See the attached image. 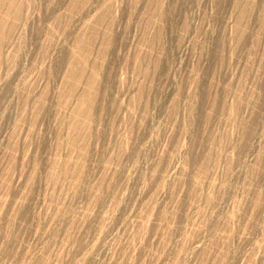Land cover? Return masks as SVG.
Here are the masks:
<instances>
[{"label":"rangeland","instance_id":"obj_1","mask_svg":"<svg viewBox=\"0 0 264 264\" xmlns=\"http://www.w3.org/2000/svg\"><path fill=\"white\" fill-rule=\"evenodd\" d=\"M77 1L78 5L75 3ZM81 1L86 2L85 5L89 3L85 7L83 6L84 3ZM92 1L53 0L52 2V0H19V5H23H17V8L15 7V9H17L16 12H18V14H16L19 16L16 17L19 19H15L17 21H11L12 19H10V22L13 23L12 25L15 26L13 27L9 22L5 26L7 29L5 27L2 29L5 41L3 42L2 40L1 47H4H2V49L0 48V50H2L1 60L4 66V68L0 69V264H226L227 262L230 264H264V174L262 175V173H264V165H262L259 160L264 153V69L262 68L264 67V64H262L264 59V34L261 33V31L259 32L257 26V22L262 18L260 14L264 15V12L260 11L263 10L262 6L264 4L259 3L258 6L253 9L256 12L252 10L255 16L252 15L251 12L253 18L251 17V20L247 23V26L249 25V31H251L250 34L255 35L256 39L253 38L252 41L248 40L245 46L238 47L234 42L236 39L234 33L237 32L238 29V9L231 2L223 5L221 3L222 0H160V6L157 5L160 2L159 0H143V2L142 0H108L107 2H109V4L106 3V0ZM241 1H243L244 4H248L251 0ZM28 2L29 4L31 2V4L29 5ZM72 2L78 8L74 5L72 6ZM60 3L61 5L59 6ZM215 3L220 7L216 6ZM260 4H262L261 8ZM5 5L2 4V6H0L4 11V8H6ZM231 6L235 8V11L232 10L234 8ZM19 7H21V10H19ZM159 7L161 8L159 9ZM7 8L6 10H8ZM69 8H71V11ZM259 8V11L255 10ZM1 9L0 11L4 13ZM158 9L160 12H157ZM170 10L176 11V14L172 13ZM177 10H180V14ZM19 11H21L22 14H20ZM108 11L109 13L107 14L106 12ZM103 12L104 15L107 14L108 17L107 19L104 17L107 21L104 23L103 20L104 24L102 22L100 23L102 24L100 29L104 27L103 25H106V31L102 30L103 33L106 32L107 35L114 30V32L112 31L111 33L115 36V43H113L115 46H108V51L107 45L103 44L106 47L104 51H107L104 52L103 49H105V47L100 43L101 41L98 40L103 47L97 43V38L100 39L102 37V33H100L102 30L99 29L101 25L99 24L97 30L100 31H98L97 37L95 36L96 41L93 39V41H95L93 45H95V48H99L92 49L94 47L92 45L93 47H91V49L93 52L90 50L91 53H89L90 55L92 53L95 55L98 51V54H96L97 56L95 55L96 58L105 59L101 60L103 61L101 62L92 55L91 57L94 59L90 57L89 63H91L90 65L93 68L95 67V73L98 75L99 80L101 79L100 82H103L107 88L105 90L107 95H104V100H107L106 103L104 101L101 105L100 109L102 112L99 110L96 112L98 115H93L92 120L95 121L93 122L91 120V125L88 129L85 128L81 129V131H76L68 127V129L70 128L69 131L66 129L67 127L63 128V124L66 126L65 123L67 122V126H70L73 117V112L71 111H74L77 107L72 104H76L75 101L83 96L80 95V97L77 95L79 91L82 90V94H85L87 93V88L86 85L81 84V86L77 85L76 88H73L71 90L72 92L70 91V88L75 86L68 84L70 81L67 82L68 80L65 77V73H67L66 70H68V63L66 62L69 61L66 58L67 56L70 57L74 49L73 42L75 43V41H73L72 38L74 37V40H77L78 35H80V39L81 34L84 33V31L88 32L90 29L89 27L87 31V28H84L88 27L86 23L90 22L89 25L93 24L94 26V23L97 21L96 18L103 15ZM156 13H162L164 19L156 17L158 15ZM256 13H258L261 18H258L259 16ZM20 17L22 19H20ZM70 17L73 19L71 18L72 20H70ZM109 17H113V19ZM92 18H94V20L96 19V21L92 20ZM234 21L237 22L234 23ZM109 22L112 23L110 24L111 27H107ZM159 23L161 24L159 25ZM9 26L11 27L10 30H8ZM109 28L111 31H108V33L107 30H109ZM254 31H257V34L261 33V36L260 34L256 35ZM5 32H8L9 36L6 35L7 33ZM236 34L237 33H235V35ZM160 35H162V37ZM98 36L101 37L99 38ZM157 36L160 42L156 38ZM47 37L51 38L49 39ZM100 40L104 42L106 39L103 40L102 37ZM256 40H258L260 44H255L254 42ZM220 42L222 43V47H224L223 45L225 44L227 50L225 47L222 48L225 54H223V50L221 54L220 51H218L219 53L216 52L218 56L215 54L217 60L215 63V60H212L213 62L210 60L213 59L211 57V52L214 48V54L218 45L217 43ZM252 44H255L254 47ZM148 45L152 46V50ZM229 46L233 49L236 47V50L234 49L235 51L232 52ZM250 46H252V49ZM208 48L210 49L208 50ZM238 48L240 49L238 50ZM99 49L102 50L103 54L99 52ZM228 50L233 54L229 56L230 53L228 54ZM246 51H248V53H246ZM104 53H106V55ZM99 54L103 56H99ZM220 55H225V58ZM13 57L15 58L13 59ZM217 57H219V59L222 57L224 60L230 58L227 59L229 61L226 60V63L221 58V63ZM92 60H96L97 63H93ZM146 61L152 65L158 62L159 65L156 64V68L150 65V67H153L156 71L152 70V73L149 72L145 74V68H150ZM218 62L221 64L218 65ZM98 63L101 67L97 65ZM136 63L141 64L140 66L136 65L140 67V70L135 66ZM143 64L147 67L144 68L143 66V68H141ZM95 65L101 69L98 70ZM15 68L16 70H14ZM143 69L145 70L143 71ZM6 74H9V77ZM246 74L248 76H246ZM64 84L71 85V87L67 85L68 87L66 88ZM240 85L242 91L239 90L242 94L238 90ZM77 88L80 90L74 92L73 90ZM208 89L210 90L209 92ZM219 89L225 90H223L221 94V90ZM65 91H70L71 94H67ZM58 92L59 94H57ZM61 92L64 95L66 94L65 97H63L64 95L58 97L59 95L61 96ZM255 92L257 94H255ZM73 93L76 96H74ZM238 93H240V95ZM216 95H220V98ZM258 95L260 97L259 100ZM214 96L215 98H212ZM40 97H44L45 100ZM67 97L70 99H67ZM60 98H64L62 99L63 101L67 99L66 104H63L65 101H61ZM218 98L222 99V101ZM55 99L57 101H55ZM110 99L113 100L108 101ZM38 100L40 101L38 102ZM42 100H44V102H42ZM137 100L139 101L137 102ZM213 100H218L220 102L219 107L221 108H218V112H213V110H211ZM236 100L241 107L237 105L238 102H236ZM114 101H117V104H115L116 102L114 103ZM142 101L143 103L145 102V104H143ZM240 101L243 103H245V101L248 102L247 106L245 103L242 109V102L240 104ZM235 102L237 107L234 104ZM254 102L257 106L253 105ZM108 103H110L112 107L116 105L119 108L116 107V109L113 108V111H110L112 109L109 108L108 110V107H110ZM60 104H62V108L64 105L65 108L66 106L68 107L66 108L67 112L64 110L62 111ZM105 104L109 106L106 107ZM195 104L198 106L196 107ZM204 105H209V107L207 106V108ZM202 106H204L205 109L204 107L202 108ZM233 106L235 107L233 108ZM57 107H60L59 109H61V111ZM194 108L199 109V112L201 110L202 116L204 117L203 119H208L204 120L202 123L198 122V115H201V113H197L198 115L196 113L193 114L194 112L192 109ZM33 109L35 110L33 111ZM226 109L229 110V112ZM190 110L193 113L190 112ZM232 111L235 113L239 112V115L238 113H233L236 116L232 118H236V120L231 119ZM217 113L221 116L220 118H222V121H219L220 123L218 120L221 119L218 115L217 119L215 118ZM222 113L223 115H221ZM34 115H38L40 118L38 116L34 117ZM62 115H66L64 117L65 119L62 118ZM204 115H206V117ZM211 115L214 118H212ZM227 115L228 117L231 115L229 119ZM61 119L62 122L60 121ZM232 121L234 122L233 125ZM235 121H238V125H236ZM59 123L62 124V127ZM240 126L243 127L240 128ZM245 129L251 130V138L248 136L250 140L246 139L247 141L249 140V142H246V140L244 142V139L247 138L244 136ZM55 131L57 133H55ZM62 131L66 133L63 134ZM91 131L94 132L92 133ZM81 134H83L84 138L88 135L85 140H87V142L89 141L88 144H91L90 146H88L84 139H81L83 137ZM197 134L201 135L198 136ZM55 136L57 137L55 138ZM63 136L69 137L70 139L73 138V143L69 142L74 148L70 146L68 139H60ZM196 136H198V138ZM242 136L244 137L241 138ZM207 139L211 142L208 143V145H206L207 142H203L204 140L208 141ZM57 141H60L62 145ZM82 141L85 143L83 144ZM200 141L201 143H199ZM56 143H58L59 146H57ZM227 143L233 145V147L231 145L229 146ZM241 143H243V147L240 145ZM85 144H87L89 150L88 154H90L86 158V165L84 164L85 159L83 160V154H81V159L83 161L81 159L79 160L80 156L79 154L77 156V152L75 153L74 150L76 148V151L79 150V153H83V149L86 148ZM209 144L213 145H210L212 148H210ZM246 144L250 149L246 147ZM63 145L65 147H63ZM77 145L79 149H77ZM235 145L236 147H234ZM237 145L241 146H239V150ZM69 146L72 150H69ZM206 146L209 147L210 153L206 152L208 151L205 150L207 149ZM189 148L193 149L191 150L192 152H189ZM240 148L245 150L246 154H243L244 151ZM90 149L92 150V154ZM203 149L205 152H203ZM220 149H222V151H220ZM247 149L249 151H247ZM186 151H188L187 154ZM195 151L198 152L194 154ZM240 151H243V153L241 152L243 156L240 155L241 153H237ZM191 153H193V158H196H192L196 160L194 161L195 163H191ZM211 153H213L212 155L215 158L212 157ZM258 155H260V157H258ZM66 156H72L73 159L75 158L76 160L78 157L79 161H77L80 163L77 161L75 163L72 161V157H68L71 159L70 160L66 158ZM186 157L189 158L185 159ZM64 159L69 160L67 161L68 164H66L67 162L65 163ZM213 159H219L220 161L215 162L217 160L214 161ZM33 160L36 162H33ZM187 160H189V163ZM70 161L72 162L70 163ZM208 161L210 163H208ZM32 162L34 165L36 163L37 166L40 164L38 166L40 171L37 166L33 167L34 165H31ZM257 163H260L262 166ZM72 164H78L76 165L77 167H83H78L80 168L78 170L76 166L71 167ZM64 167L69 173L67 170L62 172L63 170L61 169ZM85 167L87 169L89 168L88 170L90 172ZM32 168L33 170H30ZM49 168H51V173H49ZM53 168H61V171L57 169L61 173L55 169L57 172L54 171L55 173L53 175ZM68 168L72 170L70 171ZM81 169L84 172H81L83 176L80 180L78 179V174L77 177L74 175L77 172L79 173ZM184 169L187 170L185 171ZM258 169L261 171L259 172ZM36 171L38 175H36ZM72 171L74 175H71L72 177L68 176ZM66 172L68 174H66ZM73 172L71 174H73ZM87 173L89 174L87 175ZM61 174H65L67 177L65 175L61 176ZM31 175L33 177L32 179ZM35 175L36 177H40L36 178ZM85 175H87L88 178H85ZM200 175H202L203 178ZM56 176L58 179L55 178ZM194 176H197V178ZM47 177L49 179L51 178V180ZM73 177L74 179L75 177L78 179H75L76 181H80L78 184L79 187L82 185L80 188L83 189L85 187L86 190H81L76 186L78 182L75 183L74 179V182H72L71 180ZM53 178H55V182L58 181V183L55 184ZM161 179H163V181H161ZM190 181L193 183L191 182L190 184ZM71 188L74 189L71 190ZM97 188L99 190L101 188L100 193L97 192ZM93 189L96 192H94ZM75 190L82 193H80L81 196H79L78 193L80 198L77 196ZM84 191L87 192L85 193ZM97 194H100V197L97 199L99 200V198H102L100 199L101 202L100 200H95L98 196ZM187 195L189 197H187ZM75 196L76 198H74ZM50 198H53L52 201ZM211 199L212 201H210ZM241 199L242 201H240ZM96 201L97 203H95ZM257 203L259 204L257 205ZM51 204H53V206ZM18 207L20 209H18ZM57 207H62L65 211L62 208V210H58ZM62 211H64L65 214H60ZM2 216L5 219H3ZM161 216H163V218ZM238 220L240 222H238ZM204 221H206V223ZM222 226L225 227L223 228ZM233 228H235V230ZM54 229L58 231L57 233L55 232L56 235L58 234V237L54 235ZM232 256L233 259H231Z\"/></svg>","mask_w":264,"mask_h":264},{"label":"bare ground","instance_id":"obj_2","mask_svg":"<svg viewBox=\"0 0 264 264\" xmlns=\"http://www.w3.org/2000/svg\"><path fill=\"white\" fill-rule=\"evenodd\" d=\"M18 1H19V0H18ZM18 1H17V0H0V6H2V4H3V5L6 4L5 7H6V8L8 7V8H7L8 10H6V8H4L5 11H4L3 9H1L2 7L0 8L1 10L4 11V13H2V12L0 11V12H1V13H0V48H1V49H2V47H4V46L1 47L2 40H3V42L5 41V40H4L5 38H4V35H3V32H2V29L6 26L7 23L10 22V19H12L11 21H14L15 19H19V18H17V17H19V16L17 15L18 12H16L17 9H15V7H16L17 5H19ZM23 1H24V0H23ZM32 1H33V0H32ZM67 1H68V0H67ZM84 1H87V0H84ZM89 1H90V0H89ZM91 1H92V0H91ZM93 1H94V0H93ZM93 1H92V2H93ZM100 1H101V0H100ZM107 1H108V0H106V3L109 4V2H107ZM112 1H113V0H112ZM136 1H137V0H136ZM140 1H141V0H140ZM140 1H139V2H140ZM159 1H160V0H159ZM159 1H158V2H159ZM247 1H248V0H247ZM247 1H245V2H247ZM249 1H250V0H249ZM21 2H22V1H21ZM34 2H35V1H34ZM45 2H46V1H45ZM52 2H53V0H52ZM81 2H83V1H81ZM110 2H111V1H110ZM142 2H143V0H142ZM152 2H153V1H152ZM155 2H156V1H155ZM164 2H165V1H164ZM178 2H179V1H178ZM178 2H177V3H178ZM183 2H184V1H183ZM215 2H217V1H215ZM228 2H231V3H232V4L238 9V14H237V15H238V19H237L238 22H237V21H234V23H235V22L238 23V24H237V25H238V27H237L238 29H237V32H235V33H237V34L235 35V33H234V36H236V37H235L236 39H235L234 42L236 43V46H238V47H241V46H243V45L245 46V44H247L246 42H248V40H251V41H252L253 38L256 39V36H255V35L250 34L251 31H249L250 29L248 28L249 25L247 26V23H249V21L251 20L252 15H254V14H253V11H254L253 9H254L256 6H258L259 3H263V4H264V0H251L248 4H244L243 1H241V0H222L221 3L224 5L225 3H228ZM55 3H56V1H55ZM72 3H73V2H72ZM75 3H77L76 5H78V1L75 2ZM83 3H84L83 6L86 7V6L88 5L89 2H88L86 5H85L86 2H83ZM83 3H82V4H83ZM106 3H105V4H106ZM174 3H175V1H174ZM7 4H8V5H7ZM24 4H25V3H24ZM28 4H29V2H28ZM28 4H27V5H28ZM30 4H31V2H30ZM30 4H29V5H30ZM80 4H81V3H80ZM156 4H157V3H156ZM160 4H161V1H160L157 5H160ZM182 4H183V3H182ZM215 4H216V3H215ZM219 4H220V3H219ZM21 5H22V4H20L19 6H21ZM29 5H28V7H29ZM35 5H36V3H35ZM60 5H61V3L59 4V6H60ZM73 5H74V3L72 4V6H73ZM99 5H100V4H99ZM102 5H103V4H102ZM173 5H174V4H173ZM179 5H180V3H179ZM186 5H187V4H186ZM223 5H222V6H223ZM229 5H230V4H229ZM261 5H262V4H260V8H261ZM22 6H23V5H22ZM31 6H32V5H31ZM49 6H50V5H49ZM49 6H48V7H49ZM55 6H56V5H55ZM74 6H75V5H74ZM104 6H105V5H104ZM160 6H161V5H160ZM183 6H184V5H183ZM187 6H188V5H187ZM187 6H186V7H187ZM216 6L220 7V6L217 5V4H216ZM222 6H221V7H222ZM32 7H33V6H32ZM32 7H30V8H32ZM51 7H52V6H51ZM75 7L78 8L77 6H75ZM106 7H107V6H106ZM108 7H109V5H108ZM108 7H107V8H108ZM142 7H143V6H142ZM146 7H147V6H146ZM163 7H164V6H163ZM165 7H166V6H165ZM176 7H177V6H176ZM231 7H232V6H231ZM262 7H263V10H260V8H259V9H255V10H257V11L260 10L261 12H262V11L264 12V5H263ZM16 8H17V7H16ZM20 8H21V7H19V10H21ZM25 8H26V6H25ZM46 8H47V7H46ZM71 8H72V7H71ZM71 8H69L70 11H71ZM73 8H74V7H73ZM81 8H82V7H81ZM83 8H84V7H83ZM87 8H88V7H87ZM93 8H94V7H93ZM160 8H161V7H159V9H160ZM225 8H227V7H225ZM232 8H234V7H232ZM74 9H75V8H74ZM74 9H73V10H74ZM111 9H112V8H111ZM159 9L157 10V12H160ZM173 9H174V8H173ZM177 9H179V8H177ZM197 9H198V8H197ZM31 10H32V9H31ZM49 10H50V9H49ZM73 10H72V11H73ZM95 10H96V9H95ZM97 10H98V7H97ZM106 10H107V9H106ZM164 10H165V9H164ZM174 10H175V9H174ZM232 10L235 11V8L232 9ZM252 10H253V11H252ZM43 11H45V10H43ZM50 11H51V10H50ZM102 11H103V10H102ZM153 11H154V10H153ZM170 11H172V10H170ZM177 11H178V13H179L180 10H177ZM229 11H230V10H229ZM234 11H233V12H234ZM19 12H20V14H22L21 11H19ZM25 12H27V11H25ZM39 12H40V11H39ZM46 12H47V11H46ZM85 12H86V11H85ZM124 12H125V11H124ZM167 12H168V11H167ZM251 12H252V15H251ZM254 12H256V11H254ZM16 13H17V14H16ZM106 13L108 14L109 11L106 12ZM133 13H134V12H133ZM152 13H153V12H152ZM170 13H171V12H170ZM172 13H175V14H176V11H172ZM178 13H177V14H178ZM258 13H260V12H258ZM258 13H256V14L259 16L258 18H261V17H262V18H261L260 20H259L258 18H255V17H254V18L259 20V22H257V23H258L257 26H258L259 32L261 31V33L264 34V30H263V29H264V28H263V27H264V15H263V14H260V15H262V16L260 17V15H259ZM25 14H26V13H25ZM45 14H46V13H45ZM89 14H90V13H89ZM96 14H97V12H96ZM102 14H103V15H101V16L99 15V16H100L99 18H96L95 15H94V17L97 19V21H96V19L94 20V18H92V20L96 21V23L93 22V23L95 24L94 26H93V24H92V25H89L90 22H89V23H86V22H85V23L87 24L88 27H84V28H87L86 30L88 31V29H89V27H90L89 31H88V32L84 31V33L86 32L87 34H86V33H85V34L82 33L80 39H79L80 35H78V37L76 36V37L78 38L77 40H74V37H73L72 39H73V41H75V43L73 42V44H74V49L69 47L70 49H73V51H72L70 57L67 56V58H66L67 60H69L68 62H66V63H68V70H66L67 73H65L66 71H65L64 73H65V77H66V79L68 80L67 82L70 81L68 84H71L72 86H75V87L70 88V91H71L73 88H76L77 85H80V86H81V84L86 85V88H87V93H85V94H82L83 91H82V90H81L82 92L79 91L80 89L78 90V88L75 89V90H73L74 92H75L76 90H78L79 93L77 92L78 94H77V93H76V94L79 95V96H80V95H81V96L83 95V96H82V97L80 96L81 98L77 96V97L80 98V99H78L77 97H75V98L78 99V100L75 99V100H77V101H75V102H76V104H78V105H76L75 103L72 104V105H75V106H77V107H76V109H75L74 111H71V112H73V114L71 113V114L73 115V117H72V121H71L70 126H67L68 123H67L66 121H64V122H66L67 124L65 123L66 126H64V124H63V128L67 127L66 129L69 130V131H70V128H72L73 130H76V131H77V130H78V131H79V130L81 131V129H85V128L88 129V127L91 125L90 122H91V120H92L93 115H95V114L98 115V113H96V112L99 111V110H101L100 108H101L102 103H103L104 101H105V103H106V100H107V99L104 100V95L106 94V93H105V90H106L107 88H106V86L103 84V82H100L101 79L99 80L98 75L95 73V69H94L95 67L93 68V67L90 65L91 63H89L90 57H91L92 55H94L93 53L90 55V53H91L90 50L92 51V49L95 48V45H93V44H95V43H93V42L96 41L95 36L97 37V35H98V31H100V30H102V29L106 31V29H107V28L105 29L106 25H103L104 27H103L102 29H100V28L102 27V24H100V23H101V22L103 23V20H104V23H105V21H107L106 19H107V17H108L107 14H105L106 16L104 15V12H103ZM131 14H132V13H131ZM131 14H130V15H131ZM156 14H158V13H156ZM156 14H155V15H156ZM168 14H169V12H168ZM179 14H180V13H179ZM38 15H39V14H38ZM43 15H44V14H43ZM74 15H75V14H74ZM77 15H78V14H77ZM124 15H125V14H124ZM126 15H127V14H126ZM130 15H129V17H130ZM133 15H134V14H133ZM170 15H172V14H170ZM208 15H209V14H208ZM16 16H17V17H16ZM71 16H72V15H71ZM109 16H110V15H109ZM112 16H113V15H112ZM122 16H123V15H122ZM127 16H128V15H127ZM153 16H154V15H153ZM174 16H175V15H174ZM176 16H177V15H176ZM254 16H255V15H254ZM21 17H22V16H21ZM21 17H20V19H22ZM38 17H39V16H38ZM42 17H43V16H42ZM47 17H48V16H47ZM87 17H88V16H87ZM104 17H105L106 19H104ZM114 17H115V16H114ZM125 17H126V16H125ZM156 17H158V18H159V17L163 18L164 16H163L162 13H160V14H158ZM27 18H28V17H27ZM63 18H64V17H63ZM71 18H72V17H70V20L73 19V18H72V19H71ZM109 18L113 19V17H109ZM158 18H156V19H158ZM165 18H166V17H165ZM168 18H169V17H168ZM180 18H181V17H180ZM234 18H235V17H234ZM236 18H237V16H236ZM252 18H253V17H252ZM45 19H46V18H45ZM45 19H44V20H45ZM74 19H76V18H74ZM150 19H151V18H150ZM159 19H160V18H159ZM163 19H164V18H163ZM181 19H182V18H181ZM218 19H219V18H218ZM42 20H43V19H42ZM70 20H69V21H70ZM79 20H80V19H79ZM109 20H110V19H109ZM124 20H125V19H124ZM166 20H167V19H166ZM170 20H171V18H170ZM173 20H174V18H173ZM176 20H177V19H176ZM15 21H17V20H15ZM54 21H55V20H54ZM64 21H65V20H64ZM67 21H68V20H67ZM73 21H74V20H73ZM77 21H78V20H77ZM111 21H112V20H111ZM128 21H129V20H128ZM146 21H147V20H146ZM156 21H157V20H156ZM160 21H161V20H160ZM162 21H163V20H162ZM179 21H180V19H179ZM183 21H184V20H183ZM183 21H182V22H183ZM226 21H227V20H226ZM256 21H257V20H256ZM19 22H20V21H19ZM40 22H41V21H40ZM176 22H177V21H176ZM10 23H11V25L13 24L12 22H10ZM16 23H18V22H16ZM104 23H103V24H104ZM129 23H130V22H129ZM157 23H158V22H157ZM161 23H162V22H161ZM161 23H159V25H160ZM184 23H185V21H184ZM19 24H20V23H19ZM60 24H61V23H60ZM70 24H71V22H70ZM99 24H100L101 26H99ZM107 24H108V23H107ZM110 24H112V23L109 22V25H107V27L110 26ZM163 24H165V23H163ZM166 24H167V23H166ZM177 24H178V23H177ZM9 25H10V24H9ZM20 25H21V24H20ZM74 25H75V24H74ZM83 25L86 26L85 24H83ZM168 25H169V24H168ZM178 25H179V24H178ZM184 25H185V24H184ZM12 26H13V25H12ZM14 26H15V25H14ZM14 26H13V27H14ZM31 26H32V25H31ZM98 26H99V29H100V30H97V27H98ZM13 27H12V28H13ZM67 27H68V26H67ZM110 27H111V26H110ZM161 27H162V26H161ZM184 27H185V26H184ZM225 27H226V26H225ZM5 28H6V27H5ZM81 28H82V27H81ZM84 28H83V29H84ZM6 29H7V28H6ZM6 29H5V30H6ZM10 29H11V27L9 26L8 30H10ZM42 29H43V28H42ZM172 29H173V28H172ZM251 29H252V28H251ZM5 30H4V31H5ZM46 30H47V29H46ZM64 30H65V29H64ZM103 30H102V32L100 31V33L106 35V36H104V35L101 34V36L103 37V40H105V39H106V40H105L104 42H102V40H100L102 37L100 36V37H101V38H100V37L98 36L100 39L97 38V43H98V44L101 43L102 45H103V44H104V45H107V46H106L107 48H108V46H109V47L115 46V44L113 45V43H115V42H114V41H115V36L111 33L112 31L114 32V30L111 31V29L109 28V30H107V32H108V31H109V32L111 31L110 33L108 32L109 35H107L106 32L103 33ZM121 30H122V29H121ZM124 30H126V29H124ZM144 30H145V29H144ZM169 30H170V29H169ZM252 30H253V29H252ZM6 31H7V30H6ZM13 31H14V30H13ZM50 31H52V30H50ZM62 31H63V30H62ZM65 31H66V30H65ZM45 32H46V31H45ZM156 32H157V31H156ZM254 32H255L256 35L260 34V36H261V33H258V34H257V31H254ZM254 32H253V34H254ZM5 33H7L6 35H8V32H5ZM11 33H12V32H11ZM40 33H41V32H40ZM52 33H53V32H52ZM52 33H51V36H52ZM57 33H58V32H57ZM69 33H70V32H69ZM127 33H128V32H127ZM157 33H158V32H157ZM163 33H164V32H163ZM24 34H25V33H24ZM64 34H66V33H64ZM83 34H84V36H83ZM115 34H116V32H115ZM155 34H156V33H155ZM158 34H159V33H158ZM160 34H161V33H160ZM6 35H5V36H6ZM34 35H35V34H34ZM38 35H40V34H38ZM72 35H73V34H72ZM140 35H141V33H140ZM231 35H232V34H231ZM8 36H9V35H8ZM25 36H26V35H25ZM160 36L162 37V35H160ZM220 36H221V35H220ZM234 36H233V38H234ZM254 36H255V37H254ZM260 36H258V37L261 38ZM41 37H42V36H41ZM105 37H106V38H105ZM217 37H219V36H217ZM258 37H257V38H258ZM22 38H23V37H22ZM35 38H36V36H35ZM45 38H46V37H45ZM47 38H49V37H47ZM50 38H51V37H50ZM50 38H49V39H50ZM67 38H68V37H67ZM104 38H105V39H104ZM118 38H119V37H118ZM156 38L158 39V36H157ZM75 39H76V38H75ZM93 39H95V41H93ZM121 39H122V38H121ZM161 39H162V38H161ZM217 39H218V38H217ZM219 39H220V38H219ZM261 39H262V38H261ZM20 40H21V39H20ZM24 40H25V39H24ZM61 40H62V39H61ZM98 40L101 41V42L99 43ZM155 40H156V39H155ZM215 40H216V38H215ZM227 40H228V39H227ZM233 40H234V39H233ZM6 41H7V40H6ZM16 41H17V40H16ZM50 41H51V40H50ZM120 41H121V40H120ZM141 41H142V40H141ZM151 41H152V40H151ZM158 41H159V39H158ZM158 41H157V42H158ZM257 41H258V40H256L254 43H255V44H256V43L258 44L259 41H258V42H257ZM261 41H262V40H261ZM25 42H26V41H25ZM71 42H72V40H71ZM105 42H106V44H105ZM152 42H153V41H152ZM152 42H151V43H152ZM157 42H154V43H157ZM159 42H160V41H159ZM222 42H224V41H222ZM23 43H24V42H23ZM162 43H163V42H162ZM230 43H231V42H230ZM6 44H7V42H6ZM44 44H45V43H44ZM70 44H71V43H70ZM98 44H97V45H98ZM101 44H100V45H101ZM166 44H167V43H166ZM217 44H218V45H217V47H216V51H214V54H213V50H215V49L213 48V50H212V52H211V53H212V56L210 55V56L213 58V59H210V60H211V61H212V60H213V61L215 60V61H214L215 63H216V61H217L215 57L218 56V55L216 54V52L220 51V54H221V53H222L221 51H222V50L224 51V49H222V48L225 47V49H226L225 44L223 45L224 47H222V43H221V42H220V43H217ZM226 44H227V42H226ZM255 44H254V45H255ZM259 44H260V43H259ZM18 45H19V43H18ZM92 45H93L94 47H93ZM97 45H96V46H97ZM102 45H101V46H102ZM104 45H103V46H104ZM139 45H140V44H139ZM151 45H153V44H151ZM151 45H148V46H150V48H151V47H152ZM162 45H163V44H162ZM162 45H161V47H162ZM248 45H249V43H248ZM252 45H253V44H252ZM254 45H253V47H254ZM19 46H20V45H19ZM59 46H60V45H59ZM71 46H72V44H71ZM103 46H102V47H103ZM213 46H214V45H213ZM227 46H228V45H227ZM234 46H235V44H234ZM234 46H233V47H234ZM246 46H247V45H246ZM35 47H36V46H35ZM91 47H93V48L91 49ZM104 47H105V46H104ZM106 47H105V49L102 48L103 51L106 50ZM156 47H157V46H156ZM161 47H160V48H161ZM214 47H215V46H214ZM251 47H252V46H250V48H251ZM14 48H15V47H14ZM97 48H99V47H97ZM97 48H95V49H97ZM100 48H101V47H100ZM137 48H138V47H137ZM163 48H164V46H163ZM211 48H212V47H211ZM229 48H230V46H229ZM231 48H232V47H231ZM231 48H230V50H231L232 52L236 50V47L234 48L235 50H234L233 48H232V49H233V50H232ZM250 48H248V49H250ZM115 49H116V48H115ZM133 49H134V48H133ZM142 49H143V48H142ZM209 49H210V48H208V50H209ZM218 49H221V50H218ZM239 49H240V48H238V50H239ZM242 49H243V48H242ZM251 49H252V48H251ZM253 49H254V48H253ZM99 50H100L99 52L102 53V50H101V49H99ZM107 50L109 51V48H108ZM151 50H152V48H151ZM226 50H227V49H226ZM230 50H228V54L230 53L229 56L233 54V53L231 54V51H230ZM47 51H48V50H47ZM94 51H96V50H94ZM115 51H116V50H115ZM115 51H114V52H115ZM159 51H160V50H159ZM159 51H158V53H159ZM229 51H230V52H229ZM241 51H242V50H241ZM251 51H252V50H251ZM1 52H2V50H0V69H1V68H4V66H3V64H2L3 62H2V60H1ZM64 52H65V51H64ZM67 52H68V50H67ZM89 52H90V53H89ZM92 52H93V51H92ZM97 52H98V51H97ZM97 52H96V54H98ZM104 52H107V51H104ZM110 52H111V51H110ZM121 52H122V50H121ZM138 52H140V51H138ZM61 53H62V52H61ZM68 53H69V52H68ZM108 53H109V52H108ZM111 53H113V52H111ZM161 53L163 54L162 51H161ZM218 53H219V52H218ZM237 53H238V51H237ZM239 53H240V51H239ZM246 53H248V51H246ZM2 54H3V53H2ZM88 54H89V55H88ZM96 54H95V55H96ZM102 54H103V53H102ZM104 54L106 55V53H104ZM139 54H140V53H139ZM162 54H161V55H162ZM207 54H208V53H207ZM209 54H210V53H209ZM215 54H216V56H215ZM223 54H225V51L223 52ZM226 54H227V53H226ZM261 54H263V53H261ZM62 55H63V54H62ZM68 55H69V54H68ZM95 55H94V56H95ZM100 55H101V54H99V56H100ZM114 55H115V54H114ZM116 55H117V54H116ZM136 55H137V54H136ZM143 55H144V54H143ZM159 55H160V54H159ZM234 55H237V54H234ZM45 56H46V55H45ZM88 56H89V59H88ZM96 56H97V55H96ZM96 56H95V58H96ZM99 56H98V57H99ZM101 56H103V55H101ZM144 56H145V55H144ZM151 56H152V55H151ZM155 56H156V54H155ZM162 56H163V55H162ZM162 56H161V57H162ZM220 56L224 57L225 55H220ZM246 56H247V55H246ZM68 57H69V58H68ZM111 57H112V56H111ZM111 57H110V58H111ZM116 57H117V56H116ZM158 57H159V56H158ZM158 57H157V59H158ZM207 57H208V56H207ZM222 57H221V58H222ZM227 57H228V56H227ZM227 57H226V58H227ZM231 57H232V56H231ZM234 57H236V56H234ZM237 57H238V56H237ZM263 57H264V56H263ZM3 58H5V57H3ZM14 58H15V57H13V59H14ZM91 58H92V57H91ZM99 58H100V57H99ZM148 58H149V56H148ZM154 58H155V57H154ZM221 58L219 59V57H217V59L219 60V62L222 63ZM224 58H225V57H224ZM229 58H230V57H229ZM229 58H227V59H229ZM232 58H233V57H232ZM232 58H231V59H232ZM249 58H250V57H249ZM43 59H44V58H43ZM51 59H52V58H51ZM92 59H94V58H92ZM96 59H97L98 61H99V60L101 61V60H103V59H105V58H103V59H101V58H100V59L96 58ZM112 59H113V58H112ZM222 59H223V58H222ZM227 59H225V60L223 59V61H225V63H226L227 61H229V60H227ZM247 59H248V58H247ZM55 60H56V59H55ZM67 60H65V61H67ZM117 60H118V59H117ZM141 60H143V59H141ZM151 60H152V59H151ZM220 60H221V61H220ZM226 60H227V61H226ZM92 61H93V60H92ZM126 61H127V60H126ZM136 61H137V60H136ZM144 61H145V60H144ZM152 61H154V60H152ZM213 61H212V62H213ZM233 61H234V60H233ZM6 62H7V61H6ZM17 62H18V61H17ZM55 62H57V61H55ZM90 62H91V61H90ZM94 62H96V60H94L93 63H94ZM101 62H103V61H101ZM104 62H105V61H104ZM129 62H130V61H129ZM138 62H142V61H138ZM146 62H147V61H146ZM150 62H151V61H150ZM156 62H157V61H156ZM212 62H210V63H212ZM219 62H218V65L221 64V63H219ZM4 63H5V61H4ZM9 63H10V62H9ZM59 63H60V62H59ZM66 63H65V64H66ZM93 63H92V64H93ZM96 63H97V62H96ZM96 63H95V64H96ZM99 63H100V62H99ZM99 63H98L97 65H99ZM127 63H128V62H127ZM142 63H144V62H142ZM147 63H148V62H147ZM152 63H153V62H152ZM154 63H155V62H154ZM225 63H224V65H225ZM260 63H261V61H260ZM7 64H8V63H7ZM15 64H16V63H15ZM101 64H102V63H101ZM104 64H105V63H104ZM104 64H103V65H104ZM156 64L159 65L158 62H157ZM156 64L152 65V64L148 63L147 65H149V67H150V65H151V66H155L154 68H156ZM262 64H264V59H263V63H262ZM1 65H2V67H1ZM97 65H95V66H97ZM108 65H109V64H108ZM111 65H112V64H111ZM136 65H139V66H140L141 64H137V63H136L135 66H136ZM145 65H146V64H145ZM158 65H157V66H158ZM160 65H161V64H160ZM212 65H213V64H212ZM222 65H223V64H222ZM5 66H6V65H5ZM13 66H14V65H13ZM66 66H67V65H66ZM99 66H100V65H99ZM106 66H107V65H106ZM130 66H131V65H130ZM143 66H144V64L142 65L141 68H143ZM215 66H216V65H215ZM225 66H226V65H225ZM263 66H264V65H263ZM6 67H7V66H6ZM10 67H11V65H10ZM59 67H60V66H59ZM62 67H63V65H62ZM64 67H65V66H64ZM100 67H101V66H100ZM126 67H127V66H126ZM136 67H138V66H136ZM145 67H147V66H144V68H145ZM248 67H250V66H248ZM96 68H97L98 70L101 69V68H98V66H97ZM132 68H133V67H132ZM138 68H139V70H140V67H138ZM138 68H135V69H138ZM150 68H151V67H150ZM150 68H148V69L145 68L146 70L143 69V71L145 70V74L151 72L152 70H155L153 67H152L151 69H150ZM163 68H164V67H163ZM163 68H162V70H163ZM262 68L264 69V67H262ZM5 69H7V68H5ZM50 69H51V68H50ZM59 69H60V68H59ZM62 69H63V68H62ZM110 69H111V68H110ZM133 69H134V68H133ZM149 69H150V70H149ZM157 69H158V68H157ZM9 70H10V69H9ZM11 70H12V68H11ZM14 70H16V68H15ZM113 70H114V69H113ZM221 70H222V69H221ZM1 71H3V70H1ZM43 71H44V70H43ZM57 71H58V70H57ZM107 71H108V70H107ZM136 71H137V70H136ZM141 71H142V70H141ZM155 71H156V70H155ZM155 71H154V72H155ZM58 72H59V71H58ZM137 72H138V71H137ZM139 72H140V71H139ZM152 72H153V71H152ZM152 72H151V73H152ZM250 72H251V71H250ZM262 72H263V71H262ZM9 73H10V72H9ZM46 73H47V71H46ZM46 73H45V74H46ZM99 73H100V72H99ZM151 73H150V74H151ZM165 73H166V72H165ZM263 73H264V72H263ZM62 74H63V73H62ZM112 74H113V73H112ZM143 74H144V73H143ZM0 75H1V74H0ZM6 75H7V74H6ZM8 75H9V74H8ZM8 75H7V76H8ZM41 75H42V74H41ZM47 75H48V74H47ZM59 75H60V74H59ZM163 75H164V74H163ZM207 75H208V74H207ZM45 76H46V75H45ZM54 76H55V75H54ZM147 76H148V75H147ZM246 76H248V75L246 74ZM256 76H257V75H256ZM259 76H260V75H259ZM0 77H1V76H0ZM8 77H9V76H8ZM15 77H16V76H15ZM61 77H63V76H61ZM99 77H101V76H99ZM108 77H109V76H108ZM158 77H159V76H158ZM230 77H231V76H230ZM244 77H245V76H244ZM257 77H258V76H257ZM6 78H7V77H6ZM48 78H49V77H48ZM51 78H52V77H51ZM131 78H132V77H131ZM148 78H149V77H148ZM152 78H153V77H152ZM155 78H156V77H155ZM11 79H12V78H11ZM52 79H53V78H52ZM63 79H64V78H63ZM149 79H151V78H149ZM204 79H205V77H204ZM243 79H244V78H243ZM5 80H7V79H5ZM147 80H148V79H147ZM223 80H224V79H223ZM1 81H2V80H1ZM8 81H9V80H8ZM107 81H108V80H107ZM149 81H150V80H149ZM159 81H160V80H159ZM205 81H206V80H205ZM214 81H215V80H214ZM214 81H213V82H214ZM110 82H111V81H110ZM211 82H212V81H211ZM256 82H257V81H256ZM54 83H55V82H54ZM206 83H207V82H206ZM220 83H221V81H220ZM50 84H51V83H50ZM68 84H66V85L64 84L66 88H67L68 86L71 87V85H68ZM105 84H106V82H105ZM209 84H210V83H209ZM235 84H236V83H235ZM48 85H49V84H48ZM67 85H68V86H67ZM200 85H201V84H200ZM202 86H203V85H202ZM211 86H212V85H211ZM211 86H209V87H211ZM255 86H256V85H255ZM257 86H259V85H257ZM114 87H115V86H114ZM204 87H205V86H204ZM238 87H239V85H238ZM10 88H11V87H10ZM112 88H113V86H112ZM144 88H145V87H144ZM149 88H150V87H149ZM202 88H203V87H202ZM236 88H237V87H236ZM137 89H138V88H137ZM145 89H147V88H145ZM145 89H144V90H145ZM150 89H151V88H150ZM203 89H204V88H203ZM227 89H228V88H227ZM229 89H230V88H229ZM239 89L241 90V85H240V88H238V90H239ZM47 90H48V89H47ZM47 90H46V91H47ZM142 90H143V89H142ZM206 90H207V89H206ZM219 90H221L220 92H221V94H222V91L225 90V89H223V90H222V89H219ZM234 90H235V89H234ZM240 90H239V91H240ZM12 91H13V90H12ZM14 91H15V90H14ZM48 91H49V90H48ZM70 91H69V92H66V91H65V92L68 94V93H70ZM145 91H146V90H145ZM149 91H150V90H149ZM209 91H210V90L208 89V92H209ZM236 91H237V90H236ZM241 91H242V90H241ZM241 91H240V93H241ZM15 92H16V91H15ZM62 92H63V91H62ZM62 92L60 93L61 96L59 95L58 97H62V95H64V94H62ZM65 92H64V93H65ZM71 92H72V91H71ZM143 92H144V91H143ZM206 92H207V91H206ZM213 92H215V91H213ZM220 92H219V93H220ZM243 92H244V91H243ZM251 92H252V91H251ZM23 93H24V92H23ZM173 93H174V92H173ZM181 93H182V92H181ZM229 93H230V92H229ZM240 93H238V94L240 95ZM20 94H21V93H20ZM46 94H47V93H46ZM55 94H56V93H55ZM55 94H54V96H55ZM57 94H59V92H58ZM70 94H71V93H70ZM70 94H69V95H70ZM73 94H74V93H73ZM73 94H72V95H73ZM178 94H179V92H178ZM212 94H213V93H212ZM217 94H218V93H217ZM221 94H220V95H221ZM241 94H242V93H241ZM253 94H254V93H253ZM255 94H257V93L255 92ZM39 95H40V94H39ZM65 95H66V94H65ZM65 95H64L63 97H65ZM106 95H107V94H106ZM182 95H183V94H182ZM214 95H215V94H214ZM220 95H216V96H217V97L219 96V98H220ZM259 95H260V94H259ZM259 95H258V100L260 99ZM18 96H19V95H18ZM20 96H21V95H20ZM70 96H71V95H70ZM74 96H76V95L74 94ZM112 96H113V95H112ZM186 96H187V95H186ZM209 96H210V95H209ZM260 96H262V95H260ZM263 96H264V94H263ZM71 97H72V96H71ZM108 97H109V95H108ZM108 97H107V98H108ZM136 97H137V96H136ZM153 97H154V96H153ZM19 98H20V97H19ZM40 98H41V97H40ZM42 98H44V97H42ZM42 98H41V99H42ZM46 98H47V97H46ZM56 98H57V97H56ZM73 98H74V97H73ZM190 98H191V97H190ZM195 98H196V97H195ZM212 98H215V96L212 97ZM219 98H218V99H219ZM247 98H249V97H247ZM21 99H22V98H21ZM41 99H40V100H41ZM60 99H61V101H63L62 99H64V98H60ZM67 99H70V98L67 97ZM67 99L64 100L65 103H63V104H66ZM71 99H72V98H71ZM108 99H109V98H108ZM113 99H114V98H113ZM113 99H112V100H113ZM196 99H197V98H196ZM216 99H217V98H216ZM234 99H236V98H234ZM250 99H251V98H250ZM255 99H257V98H255ZM255 99H254V100H255ZM40 100H38V102H39ZM44 100H45V98H44ZM44 100H42V102H44ZM79 100H80V101H79ZM112 100L110 99V100H108V101H112ZM142 100H143V99H142ZM219 100L222 101V99H219ZM254 100H253V101H254ZM258 100H257V101H258ZM2 101H3V100H2ZM35 101H36V100H35ZM55 101H57V100L55 99ZM64 101H63V102H64ZM138 101H139V100H137V102H138ZM143 101H144V100H143ZM143 101H142V103H143ZM36 102H37V101H36ZM45 102H46V101H45ZM53 102H54V101H53ZM58 102H59V101H58ZM78 102H79V103H78ZM115 102H116V103H115ZM198 102H199V101H198ZM236 102H238V101L236 100ZM236 102H235L234 104H235V106L237 107V105L239 104V102L237 103V105H236ZM241 102H242V101H240V104H241ZM258 102H261V101H258ZM23 103H24V102H23ZM40 103H41V102H40ZM55 103H56V102H55ZM111 103H112V102H111ZM114 103L117 104V101H114ZM193 103H194V100H193ZM245 103H246V106H247L248 102L245 101ZM245 103L242 102V109H243V105H245ZM249 103H250V102H249ZM262 103H263V102H262ZM262 103H261V104H262ZM19 104H20V103H19ZM35 104H36V103H35ZM35 104H34V105H35ZM37 104H38V103H37ZM45 104H46V103H45ZM58 104H59V103H58ZM108 104H110V103H108ZM108 104H107V105L105 104V106H106V107L109 106ZM128 104H129V103H128ZM137 104H138V103H137ZM143 104H145V102H144ZM190 104H191V103H190ZM205 104H206V103H205ZM210 104H211V103H210ZM258 104H259V103H258ZM29 105H30V104H29ZM53 105H54V104H53ZM61 105H62V104H60V107H61ZM118 105H119V104H118ZM131 105H132V104H131ZM176 105H177V104H176ZM195 105H196V104H195ZM223 105H224V104H223ZM251 105H252V104H251ZM253 105H255V102H254ZM26 106H27V105H26ZM39 106H40V105H39ZM39 106H38V107H39ZM56 106H57V105H56ZM75 106H74V107H75ZM138 106H139V105H138ZM189 106H190V105H189ZM189 106H188V107H189ZM193 106H194V105H193ZM197 106H198V105H196V107H197ZM204 106H205V107H207V106L209 107V105H207V106L204 105ZM204 106H202V108H203ZM219 106H220V102H219L218 100H217V101H216V100H213V101H212V104H211V110H213V112H215V111H217V110L219 111L218 108H221V107H219ZM235 106H233V108H234ZM238 106H239V105H238ZM255 106H257V104H256ZM32 107H33V106H32ZM60 107H59V108H60ZM111 107H112V105L110 104V107H108V110H109V108H110V109H112V110H110V111H113V108L116 109V107H118V106L114 105L112 108H111ZM146 107H147V106H146ZM188 107H187V108H188ZM205 107H204V109H205ZM208 107H207V108H208ZM239 107H241V105H240ZM25 108H26V107H25ZM57 108H58V107H57ZM59 108H58V109H59ZM61 108H62V107H61ZM66 108H68V107L66 106ZM66 108H65V105H64V107L62 108V111H63V110L66 111ZM72 108H73V107H72ZM118 108H119V107H118ZM118 108H117V110H118ZM176 108H177V107H176ZM207 108H206V109H207ZM225 108H226V107H225ZM70 109H71V107H70ZM127 109H128V108H127ZM143 109H144V108H143ZM227 109H228V108H227ZM227 109H226V110H227ZM259 109H260V108H259ZM34 110H35V109H33V111H34ZM53 110H54V109H53ZM59 110L61 111V109H59ZM71 110H72V109H71ZM186 110H187V109H186ZM192 110H193L194 113H193L191 110H190V112H192L193 114H195V113H196V114H197V113H201V115H200V114H199V115L197 114V115H198V119H197L198 122L202 123L204 120L208 119V118L203 119L204 117L202 116V112H201V110H200V112H199V109H197V108H194V109H192ZM233 110H234V109H233ZM40 111H41V110H40ZM55 111H56V110H55ZM69 111H70V110H69ZM115 111H116V110H115ZM143 111H144V110H143ZM145 111H146V109H145ZM218 111H217V112H218ZM227 111L229 112V110H227ZM235 111H237V110H235ZM250 111H251V110H250ZM2 112H3V111H2ZM5 112H6V111H5ZM66 112H67V111H66ZM101 112H102V110H101ZM101 112H99V113H101ZM203 112H205V111H203ZM207 112L209 113V111H207ZM210 112H211V111H210ZM43 113H44V112H43ZM52 113H53V112H52ZM146 113H147V112H146ZM233 113H235V112L232 111V116L230 115V116H231V119L236 120V118H232L233 116H234V117L236 116V115H234ZM237 113H238V115H239V112H237ZM237 113H235V114H237ZM240 113H241V112H240ZM251 113H252V112H251ZM1 114H2V113H1ZM30 114H31V113H30ZM64 114H65V112H64ZM66 114H67V113H66ZM101 114H102V113H101ZM140 114H141V113H140ZM183 114H184V113H183ZM203 114H205V113H203ZM209 114H211V113H209ZM212 114H213V113H212ZM227 114H229V113H227ZM230 114H231V113H230ZM261 114H262V113H261ZM44 115H45V114H44ZM50 115H51V114H50ZM97 115H96V116H97ZM143 115H144V113H143ZM206 115H207V114H206ZM206 115H204V116L206 117ZM217 115H218V113L216 114V117H215L216 119H217ZM221 115H223V113H222ZM36 116H38V115H36ZM36 116L34 115V117H36ZM62 116H63V115H62ZM65 116H66V115H64L62 118H64ZM99 116H100V115H99ZM201 116H202V117H201ZM213 116H215V115H213ZM230 116H229V117H230ZM32 117H33V115H32ZM38 117L40 118V116H38ZM94 117H95V116H94ZM97 117H98V116H97ZM100 117H101V116H100ZM211 117H212V115H211ZM218 117L220 118L221 116L218 115ZM222 117H223V116H222ZM227 117H228V115H227ZM227 117H225V118H227ZM229 117H228V119H229ZM67 118H68V117H67ZM98 118H99V117H98ZM209 118H210V116H209ZM212 118H214V117H212ZM225 118H224V119H225ZM239 118H240V117H239ZM249 118H250V117H249ZM53 119H54V118H53ZM64 119H65V118H64ZM220 119H221V120H218V122H219V121H222V118H220ZM237 119H238V117H237ZM240 119H241V118H240ZM57 120H58V122H59V119H58V118H57ZM57 120H56V121H57ZM191 120H192V119H191ZM209 120H210V119H209ZM60 121L62 122V119H61ZM67 121H68V120H67ZM92 121L94 122L95 120H92ZM96 121H97V120H96ZM192 121H194V120H192ZM223 121H225V120H223ZM253 121H254V119H253ZM106 122H107V121H106ZM106 122H105V124H106ZM205 122H206V121H205ZM232 122H233V121H232ZM237 122H238V121H237ZM237 122L235 121L236 125H238ZM259 122H260V121H259ZM55 123H57V122H55ZM102 123H103V122H102ZM219 123H220V122H219ZM221 123H224V122H221ZM253 123H254V122H253ZM99 124H100V123H99ZM110 124H111V123H110ZM112 124H113V123H112ZM179 124H180V123H179ZM204 124H205V123H204ZM210 124H211V123H210ZM233 124H234V122L232 123V125H233ZM240 124H241V123H240ZM242 124H243V123H242ZM59 125H61V127H62V124L59 123ZM92 125H93V124H92ZM244 125H245V124H244ZM253 125H254V124H253ZM253 125H252V126H253ZM112 126H113V125H112ZM199 126H200V125H199ZM247 126H249V125H247ZM68 127H70V128L68 129ZM186 127H187V126H186ZM242 127H243V126H242ZM242 127L240 126V128H242ZM46 128H47V127H46ZM96 128H97V127H96ZM112 128H113V127H112ZM190 128H191V127H190ZM197 128H198V127H197ZM197 128H196V129H197ZM246 128H247V127H246ZM248 128H249V127H248ZM59 129H60V127H59ZM61 129H62V128H61ZM66 129H64V130H66ZM91 129H92V128H91ZM103 129H104V128H103ZM109 129H110V128H109ZM237 129H238V127H237ZM249 129H250V128H249ZM249 129H247V130L245 129V130H244V136L247 137V138L244 139V142H245L246 139L251 138V137H250V136H251V130H249ZM89 130H90V129H89ZM194 130H195V129H194ZM238 130H239V129H238ZM71 131H72V130H71ZM76 131H75V132H76ZM94 131H95V129H94ZM94 131H91V132L93 133ZM179 131H180V130H179ZM198 131H199V130H198ZM62 132H63V131H62ZM72 132H74V131H72ZM83 132H84V130H83ZM96 132H98V131H96ZM108 132H109V131H108ZM113 132H114V131H113ZM235 132H236V131H235ZM241 132H242V130H241ZM55 133H57V132L55 131ZM65 133H66V132H63V134H65ZM69 133H70V132H69ZM77 133H79V132H77ZM81 133H82V132H81ZM89 133H90V131H89ZM255 133H256V132H255ZM60 134H61V133H60ZM67 134H68V132H67ZM67 134H66V135H67ZM74 134H75V133H74ZM79 134H80V133H79ZM84 134H85V133H84ZM103 134H104V133H103ZM201 134H202V133H201ZM201 134H199V135L197 134V135L200 136ZM242 134H243V133H242ZM256 134H257V133H256ZM258 134H259V133H258ZM58 135H59V133H58ZM70 135H71V134H70ZM70 135H69V136H70ZM76 135H77V134H76ZM81 135L83 136V134H81ZM89 135H90V134H89ZM96 135H97V134H96ZM116 135H117V134H116ZM206 135H207V134H206ZM60 136H61V135H60ZM60 136H59V137H60ZM77 136H79V135H77ZM82 136H81V137H82ZM87 136H88V135H86L85 138H84V136H83L81 139H82V140H83V139L85 140V139H87ZM198 136H196V137L198 138ZM230 136H231V134H230ZM244 136H242L241 138H243ZM248 136H249V138H248ZM256 136H257V135H256ZM56 137H57V136H55V138H56ZM92 137H93V136H92ZM202 137H203V136H202ZM51 138H52V137H51ZM62 138H66V139H68V142L70 141L71 143H73V141H72L73 138H72V137H71L72 139H70L69 137L67 138L66 136H65V137L63 136V137H61L60 139H62ZM78 138H80V137H78ZM217 138H218V137H217ZM237 138H238V137H237ZM241 138H240V139H241ZM88 139H89V137H88ZM93 139H94V138H93ZM96 139H97V138H96ZM192 139H193V138H192ZM253 139H254V138H253ZM253 139H252V140H253ZM55 140H56V139H55ZM55 140H54V141H55ZM94 140H95V139H94ZM193 140H194V139H193ZM193 140H192V141H193ZM196 140H197V139H196ZM207 140H208V139H207ZM249 140H250V139H249ZM249 140H248V141L246 140V142H249ZM79 141H80V140H79ZM91 141H92V140H91ZM99 141H100V140H99ZM149 141H150V140H149ZM57 142H58V141H57ZM70 142H69V143H70ZM77 142H78V141H77ZM85 142H87V140H85ZM85 142H84V143H85ZM88 142H89V141H88ZM88 142H87V144H88ZM203 142H207V144L205 143L206 145H208V143H211L209 140H208V141L204 140ZM203 142H202V143H203ZM233 142H234V141H233ZM261 142H262V141H261ZM47 143H48V142H47ZM58 143L62 145V143H61L60 141H59ZM58 143H56L57 146H59ZM64 143H65V142H64ZM71 143H70V146H72V148H74V146H73ZM74 143H75V142H74ZM82 143H83V141H82ZM84 143H83V144H84ZM94 143H95V142H94ZM96 143H97V142H96ZM137 143H138V142H137ZM197 143H198V142H197ZM199 143H201V141H200ZM231 143H232V142H231ZM250 143H251V142H250ZM258 143H259V142H258ZM87 144H85V145H86V148L83 149V153H81V152L79 153V152H78L79 150L76 151V148L74 149V150H75V153L77 152V156H78V154H79V156H80L79 160H80L81 157H82L81 154H83V157H84L83 160L85 159V160H84V164H85V165H86V163H85L86 158H87L88 155H90V154H88L89 150H88ZM146 144H147V143H146ZM195 144H196V142H195ZM212 144H213V143H212ZM227 144H228V143H227ZM227 144H226V145H227ZM232 144H233V143H232ZM242 144H243V143H241L240 145H242ZM41 145H42V144H41ZM65 145H67V144H65ZM68 145H69V144H68ZM90 145H91V144H88V146H90ZM192 145H193V144H192ZM197 145H198V144H197ZM210 145H211V144H209V146H210ZM214 145H215V144H214ZM228 145H229V144H228ZM230 145H231V144H230ZM230 145H229V146H230ZM233 145H234V144H233ZM233 145H231V146L233 147ZM240 145H237V146H238V150H239V146H240ZM246 145H247V144H246ZM70 146H69L70 149H69V148H68V149H69V150H72V148H71ZM190 146H191V145H190ZM211 146H213V145H211ZM211 146H210V148H212ZM63 147H65V146L63 145ZM67 147H68V146H67ZM186 147H187V146H186ZM191 147H193V146H191ZM203 147H204V145H203ZM206 147H207V146H206ZM234 147H236V145H235ZM240 147H241V146H240ZM242 147H243V145H242ZM246 147H248V149H250L248 145H247ZM250 147H251V146H250ZM253 147H254V146H253ZM59 148H60V147H59ZM148 148H149V147H148ZM197 148H199V147H197ZM197 148H196V149L194 148V149H195V150H198ZM77 149H79V146H78V145H77ZM91 149H92V147H91ZM91 149H90V150H91ZM118 149H119V148H118ZM189 149H190V148H189ZM189 149H187V150H189ZM228 149H229V148H228ZM231 149H233V148H231ZM240 149H241V148H240ZM244 149H245V145H244ZM248 149H247V151H249ZM261 149H262V147H261ZM87 150H88V151H87ZM96 150H97V149H96ZM131 150H132V149H131ZM191 150H193V149H190L189 152H192ZM203 150H204V149H203ZM205 150H208V151H206V152H209V147H207V149H205ZM205 150H204L203 152H205ZM211 150H212V149H211ZM238 150H237V151H238ZM241 150H243V149H241ZM106 151H107V150H106ZM220 151H222V149H220ZM230 151H231V150H230ZM230 151H229V152H230ZM243 151H244V153H243ZM243 151H240V152H237V153L240 154V153L242 152L243 154H246V153H245V150H243ZM247 151H246V152H247ZM43 152H44V151H43ZM187 152H188V151H186V154H187ZM196 152H198V151H195L194 154H196ZM234 152H235V150H234ZM49 153H50V152H49ZM209 153H210V152H209ZM231 153H232V152H231ZM237 153H236V154H237ZM242 153H241L240 155H242ZM257 153H258V152H257ZM260 153H261V152H260ZM44 154H45V153H44ZM91 154H92V150H91ZM100 154H101V153H100ZM125 154H126V153H125ZM188 154H189V153H188ZM192 154H193V153H191V155H192ZM197 154H198V153H197ZM204 154H205V153H204ZM212 154H213V153H211V155H212ZM217 154H218V153H217ZM239 154H238V155H239ZM248 154H249V153H248ZM261 154H262V153H261ZM263 154H264V153H263ZM263 154L261 155L262 157L259 159V160H260V163H262V165H264V157H263L264 155H263ZM33 155H34V154H33ZM97 155H98V154H97ZM107 155H108V154H107ZM117 155H118V154H117ZM202 155H203V153H202ZM206 155H207V154H206ZM214 155H215V154H214ZM13 156H14V155H13ZM40 156H41V155H40ZM72 156H73V155H72ZM72 156H71V157H72ZM77 156H76V157H77ZM176 156H177V155H176ZM194 156H195V155H194ZM198 156H199V154H198ZM242 156H243V155H242ZM68 157H70V156H68ZM68 157L66 156V158H68ZM71 157H70V158H71ZM184 157H185V155H184ZM204 157H205V155H204ZM207 157H208V156H207ZM212 157H213V155H212ZM212 157H211V158H212ZM228 157H229V156H228ZM240 157H241V156H240ZM244 157H245V156H244ZM258 157H260V155H258ZM22 158H23V157H22ZM70 158H68V159H70ZM171 158H172V157H171ZM188 158H189V157H188ZM188 158L186 157L185 159H188ZM190 158H191V163L194 162V161H196V160H193V159H196L195 157L193 158V155H192ZM192 158H193V159H192ZM213 158H215V157H213ZM217 158H218V156H217ZM225 158H227V157H225ZM31 159H32V158H31ZM53 159H54V158H53ZM57 159H58V158H57ZM68 159H67V160L64 159V160H65V163H66L67 161H69ZM71 159H73V157H72ZM71 159H70V160H71ZM74 159H75V158H74ZM74 159H73L72 161L76 163V161L78 160V157H77V160L75 159V161H74ZM88 159H89V158H88ZM222 159H223V158H222ZM23 160H24V159H23ZM79 160H78V161H79ZM81 160H82V159H81ZM83 160H82V161H83ZM178 160H179V159H178ZM189 160H190V159H189ZM189 160H187L188 163H189ZM192 160H193V161H192ZM207 160H208V159H207ZM213 160L215 161V160H217V159H213ZM213 160H212V161H213ZM237 160H238V159H237ZM251 160H252V159H251ZM13 161H14V160H13ZM15 161H16V160H15ZM34 161H35V160H33V162H34ZM60 161H61V160H60ZM72 161H70V163H71ZM78 161H77V162H78ZM185 161H186V160H185ZM218 161H220V160L218 159V160L215 161V162H218ZM235 161H236V160H235ZM33 162L31 163V165H34ZM35 162H36V161H35ZM42 162H43V161H42ZM61 162H62V161H61ZM63 162H64V161H63ZM86 162H87V161H86ZM98 162H99V161H98ZM123 162H124V161H123ZM159 162H160V161H159ZM225 162H226V161H225ZM14 163H15V162H14ZM22 163H23V162H22ZM38 163H39V162H38ZM38 163H37V164H38ZM70 163H69V164H70ZM78 163H80V162H78ZM89 163H90V162H89ZM194 163H195V162H194ZM208 163H210V162L208 161ZM232 163H233V162H232ZM236 163H237V161H236ZM239 163H240V162H239ZM260 163H257V164L261 165ZM15 164H16V163H15ZM66 164H68V162H67ZM81 164H83V163H81ZM225 164H226V163H225ZM229 164H230V163H229ZM39 165H40V164H38V166H39ZM46 165H47V164H46ZM50 165H51V164H50ZM76 165H78V164H76ZM76 165H73V164H72L71 167L76 166ZM215 165H216V163H215ZM262 165H261V166H262ZM6 166H7V165H6ZM19 166H20V165H19ZM36 166H37V165H36V163H35V165H34L33 167H36ZM38 166H37V167H38ZM190 166H191V165H190ZM261 166H260V167H261ZM52 167H53V166H52ZM52 167H51V168H52ZM76 167H77V166H76ZM78 167H83V166H78ZM78 167H77V168H78ZM88 167H89V166H88ZM130 167H131V166H130ZM166 167H167V166H166ZM258 167H259V166H258ZM17 168H18V167H17ZM51 168H49V169H50V172L48 171L49 173H51ZM74 168H75V167H74ZM77 168H75V169H77ZM85 168H86V167H85ZM185 168H186V167H185ZM6 169H7V168H6ZM38 169H39V167H38ZM49 169H48V170H49ZM55 169H56V168H55ZM55 169L53 168V175H54V173H55L54 171H56V170L59 169V168H57L56 170H55ZM60 169H61V168H60ZM60 169H59V170H60ZM68 169H70V168H68ZM79 169H80V168H78V170H79ZM86 169H87V168H86ZM88 169H89V168H88ZM88 169H87V170H88ZM104 169H105V168H104ZM157 169H158V168H157ZM182 169H183V168H182ZM204 169H205V168H204ZM222 169H223V168H222ZM236 169H237V168H236ZM260 169H261V168H260ZM260 169H258L259 172L261 171ZM263 169H264V168H263ZM30 170H33V168L30 169ZM35 170H36V168H35ZM44 170H45V169H44ZM59 170H57V171H59ZM61 170H63L62 172H64V171H66L67 169L64 167V168L61 169ZM61 170H60V171H61ZM71 170H72V169H70V171H71ZM78 170H76V171H78ZM184 170L186 171L187 169H184ZM199 170H200V169H199ZM232 170H233V168H232ZM11 171H12V170H11ZM24 171H25V170H24ZM37 171H38V170H37ZM37 171H36V175H38V174H37ZM39 171H40V169H39ZM57 171H56V172H57ZM60 171H59V172H60ZM85 171H86V170H85ZM88 171H89V170H88ZM94 171H95V170H94ZM204 171H205V170H204ZM263 171H264V170H263ZM263 171H262V172H263ZM29 172H30V171H29ZM59 172H58V173H59ZM67 172H68V170H67ZM67 172H66V174L69 173V172H68V173H67ZM72 172H73V171H72ZM72 172H71V173H72ZM81 172H84V171L81 169V171H80L79 173L77 172V173H75V175H74V172H73V174L70 173V175L68 174V176L72 177V176L74 175V176L77 177V174H78V179H80V178H82V176H83ZM89 172H90V171H89ZM92 172H93V171H92ZM92 172H91V173H92ZM149 172H150V171H149ZM153 172H154V171H153ZM181 172H182V171H181ZM196 172H197V171H196ZM233 172H234V171H233ZM262 172H261V173H262ZM7 173H8V172H7ZM49 173H48V174H49ZM60 173H61V172H60ZM93 173H94V172H93ZM184 173H185V172H184ZM184 173H183V174H184ZM189 173H190V172H189ZM194 173H195V171H194ZM200 173H201V171H200ZM202 173H203V172H202ZM228 173H229V170H228ZM8 174H9V173H8ZM88 174H89V173H87V175H88ZM150 174H151V173H150ZM153 174H154V173H153ZM158 174H159V173H158ZM185 174H186V173H185ZM185 174H184V175H185ZM190 174H191V173H190ZM247 174H248V173H247ZM263 174H264V173H262V175H263ZM36 175H35V177H36ZM39 175H40V174H39ZM49 175H51V174H49ZM49 175H48V177H49ZM64 175H65V174H64ZM64 175L61 174V176H64ZM71 175H72V176H71ZM87 175H85V178L87 177ZM91 175H92V174H91ZM19 176H20V175H19ZM41 176H42V175H41ZM51 176H52V175H51ZM65 176H66V175H65ZM186 176H187V175H186ZM191 176H192V175H191ZM200 176L202 177V175H200ZM27 177H29V176H27ZM39 177H40V176H38V177H36V178H39ZM45 177H46V175H45ZM48 177H47V178H48ZM66 177H67V176H66ZM76 177H75V179H77ZM155 177H156V176H155ZM194 177H195V176H194ZM32 178H33V177H32V175H31V179H32ZM55 178H57V176H56ZM55 178H53V180H54ZM59 178H60V177H59ZM87 178H88V177H87ZM195 178H197V176H196ZM202 178H203V177H202ZM48 179H49V178H48ZM57 179H58V178H57ZM57 179H56V181H57ZM61 179H62V177H61ZM64 179H67V178H64ZM68 179H69V177H68ZM73 179H74V177H73L72 180H71L72 182H74V181H75V183L78 182V181H76L75 179H74V181H73ZM78 179H77V180H78ZM102 179H103V178H102ZM2 180H3V179H2ZM33 180H34V179H33ZM33 180H32V181H33ZM36 180H37V179H36ZM44 180H45V179H44ZM49 180H51V178H50ZM69 180H70V179H69ZM80 180H81V179H80ZM173 180H174V179H173ZM181 180H183V179H181ZM201 180H202V179H201ZM214 180H215V179H214ZM258 180H259V179H258ZM28 181H29V180H28ZM88 181H89V180H88ZM90 181H91V180H90ZM143 181H144V180H143ZM161 181H163V179H161ZM161 181H160V182H161ZM186 181H187V179H186ZM188 181H189V180H188ZM9 182H10V181H9ZM24 182H25V181H24ZM30 182H31V181H30ZM34 182H35V181H34ZM50 182H51V181H50ZM54 182H55V180H54ZM191 182H192V181H190V184H191ZM199 182H200V181H199ZM208 182H209V181H208ZM56 183H58V181L55 182V184H56ZM79 183H80V181L77 183V185H76V184H75V185L79 187V185H78ZM88 183H89V182H88ZM182 183H183V181H182ZM192 183H193V182H192ZM201 183H202V181H201ZM213 183H214V182H213ZM26 184H27V183H26ZM29 184H30V183H29ZM81 184H82V183H81ZM199 184H200V183H199ZM205 184H206V183H205ZM218 184H219V183H218ZM73 185H74V184H73ZM183 185H184V184H183ZM196 185H197V184H196ZM206 185H207V184H206ZM32 186H35V185H32ZM81 186H82V185H81ZM81 186H80V187H81ZM114 186H115V185H114ZM160 186H161V185H160ZM224 186H225V185H224ZM27 187H28V185H27ZM71 187H74V186H71ZM78 187H77V190L79 191ZM80 187H79V188H80ZM98 187H99V186H98ZM205 187H206V186H205ZM221 187H222V186H221ZM229 187H230V186H229ZM28 188H29V187H28ZM82 188H83V187H82ZM109 188H110V187H109ZM197 188H198V187H197ZM231 188H233V187H231ZM73 189H74V188H73ZM73 189L71 188V190H73ZM80 189H81V188H80ZM84 189L86 190L85 187H84L83 189H81V190H84ZM89 189H90V188H89ZM111 189H113V188H111ZM111 189H110V190H111ZM193 189H194V188H193ZM193 189H192V190H193ZM198 189H199V188H198ZM243 189H244V187H243ZM0 190H1V189H0ZM68 190H69V189H68ZM81 190H80V191H81ZM87 190H88V188H87ZM90 190H91V189H90ZM93 190H94V189H93ZM98 190H99V189L97 188V192L100 193L101 188H100L99 191H98ZM102 190H103V189H102ZM195 190H196V188H195ZM222 190H224V189H222ZM233 190H234V189H233ZM78 191L75 190V192L77 193V196H78V193H79ZM108 191H109V190H108ZM218 191H219V190H218ZM14 192H15V191H14ZM84 192H85V191H84ZM86 192H87V191H86ZM86 192H85V193H86ZM89 192H90V191H89ZM94 192H96V191L94 190ZM103 192H104V191H103ZM191 192H192V191H191ZM194 192H195V191H194ZM228 192H229V191H228ZM23 193H24V192H23ZM59 193H60V192H59ZM59 193H58V194H59ZM80 193H81V192H80ZM80 193H79V196H81V194H82V193H81V194H80ZM105 193H106V191H105ZM105 193H104V194H105ZM217 193H218V192H217ZM241 193H242V192H241ZM92 194H93V193H92ZM104 194H103V195H104ZM21 195H22V194H21ZM33 195H35V194H33ZM61 195H62V194H61ZM83 195H84V194H83ZM97 195H98V196L95 198V200H96L98 197H100V196H99L100 194H97ZM188 195H189V194H188ZM188 195H187V197H189ZM201 195H202V194H201ZM223 195H224V193H223ZM53 196H54V195H53ZM57 196H58V195H57ZM79 196H78V197H79ZM94 196H95V195H94ZM170 196H171V195H170ZM209 196H210V195H209ZM226 196H227V195H226ZM240 196H241V195H240ZM240 196H239V197H240ZM247 196H248V195H247ZM261 196H262V195H261ZM26 197H27V196H26ZM31 197H32V196H31ZM50 197H51V196H50ZM106 197H107V196H106ZM108 197H109V196H108ZM222 197H223V196H222ZM245 197H246V196H245ZM259 197H260V196H259ZM59 198H60V197H59ZM74 198H76V196H75ZM79 198H80V197H79ZM84 198H86V197H84ZM185 198H186V197H185ZM204 198H205V197H204ZM210 198H211V197H210ZM28 199H29V198H28ZM50 199H51V201H52L53 198H50ZM72 199H73V198H72ZM77 199H78V198H77ZM77 199H76V200H77ZM88 199H89V198H88ZM100 199H102V198H99V200H100ZM107 199H108V198H107ZM183 199H184V198H183ZM207 199H208V198H207ZM219 199H220V198H219ZM224 199H225V198H224ZM25 200H26V198H25ZM29 200H30V199H29ZM44 200H45V199H44ZM60 200H61V199H60ZM78 200H79V199H78ZM97 200H98V199H97ZM99 200H98V201H99ZM104 200H105V199H104ZM176 200H177V199H176ZM215 200H216V199H215ZM221 200H222V199H221ZM246 200H247V199H246ZM259 200H261V199H259ZM262 200H263V199H262ZM32 201H33V200H32ZM56 201H57V200H56ZM89 201H90V200H89ZM201 201H202V200H201ZM204 201H205V200H204ZM210 201H212V199H211ZM240 201H242V199H241ZM250 201H251V200H250ZM90 202H91V201H90ZM100 202H101V200H100ZM152 202H153V201H152ZM175 202H176V201H175ZM215 202H216V201H215ZM255 202H256V201H255ZM255 202H254V203H255ZM258 202H259V201H258ZM95 203H97V201H96ZM95 203H94V204H95ZM204 203H205V202H204ZM208 203H209V202H208ZM211 203H213V202H211ZM26 204H27V203H26ZM29 204H30V203H29ZM49 204H50V203H49ZM144 204H145V203H144ZM232 204H233V203H232ZM258 204H259V203H257V205H258ZM261 204H262V203H261ZM8 205H9V204H8ZM20 205H21V204H20ZM51 205L53 206V204H51ZM100 205H101V204H100ZM102 205H103V204H102ZM115 205H116V204H115ZM205 205H206V204H205ZM59 206H60V204H59ZM208 206H209V205H208ZM210 206H212V205H210ZM255 206H256V204H255ZM14 207H16V206H14ZM50 207H51V206H50ZM54 207H56V206H54ZM72 207H74V206H72ZM101 207H102V206H101ZM111 207H112V206H111ZM61 208H62V207H61ZM61 208H58V207H57L58 210L61 209ZM94 208H95V207H94ZM152 208H153V207H152ZM258 208H259V207H258ZM18 209H20V208L18 207ZM51 209H52V208H51ZM55 209H56V208H55ZM62 209L64 210V208H62ZM62 209H61V210H62ZM246 209H247V208H246ZM262 209H263V208H262ZM25 210H26V209H25ZM72 210H73V209H72ZM190 210H191V208H190ZM210 210H211V209H210ZM0 211H1V210H0ZM54 211H55V210H54ZM64 211H65V210H64ZM64 211L60 212V214H61V213H64V214H65ZM161 211H162V210H161ZM171 211H172V210H171ZM182 211H183V210H182ZM21 212H22V211H21ZM29 212H30V211H29ZM58 212H59V211H58ZM58 212H57V213H58ZM177 212H179V211H177ZM189 212H190V211H189ZM254 212H255V211H254ZM23 213H24V212H23ZM37 213H38V212H37ZM91 213H92V211H91ZM106 213H107V212H106ZM167 213H168V212H167ZM186 213H187V212H186ZM0 214H1V213H0ZM17 214H18V213H17ZM19 214H20V212H19ZM21 214H22V213H21ZM58 214H59V213H58ZM58 214H57V215H58ZM66 214H67V213H66ZM75 214H76V213H75ZM80 214H81V213H80ZM145 214H146V213H145ZM158 214H159V213H158ZM163 214H164V213H163ZM179 214H180V213H179ZM181 214H182V213H181ZM232 214H233V213H232ZM14 215H15V214H14ZM32 215H33V214H32ZM84 215H85V214H84ZM147 215H149V214H147ZM165 215H166V214H165ZM172 215H173V214H172ZM234 215H235V214H234ZM59 216H60V215H59ZM61 216H62V215H61ZM239 216H240V215H239ZM241 216H242V215H241ZM10 217H11V216H10ZM12 217H13V216H12ZM63 217H64V216H63ZM84 217H85V216H84ZM161 217L163 218V216H161ZM209 217H210V216H209ZM225 217H226V216H225ZM2 218H3V216H2ZM8 218H9V217H8ZM227 218H228V217H227ZM255 218H256V217H255ZM3 219H5V218H3ZM13 219H15V218H13ZM62 219H63V218H62ZM83 219H84V218H83ZM100 219H101V218H100ZM112 219H113V218H112ZM170 219H171V218H170ZM206 219H207V218H206ZM228 219H230V218H228ZM237 219H238V216H237ZM1 220H2V219H1ZM7 220H8V219H7ZM22 220H23V219H22ZM37 220H38V219H37ZM102 220H103V219H102ZM116 220H117V219H116ZM155 220H156V219H155ZM168 220H169V219H168ZM211 220H212V219H211ZM231 220H232V219H231ZM17 221H18V220H17ZM33 221H34V219H33ZM215 221H216V220H215ZM215 221H214V222H215ZM226 221H227V220H226ZM233 221H234V220H233ZM3 222H4V221H3ZM38 222H39V221H38ZM142 222H143V221H142ZM173 222H174V221H173ZM184 222H185V221H184ZM204 222L206 223V221H204ZM221 222H222V221H221ZM227 222H230V221H227ZM236 222H237V221H236ZM238 222H240V221L238 220ZM254 222H255V221H254ZM11 223H12V222H11ZM11 223H10V224H11ZM156 223H157V222H156ZM156 223H155V225H156ZM158 223H159V222H158ZM160 223H161V222H160ZM181 223H182V222H181ZM188 223H189V221H188ZM200 223H201V222H200ZM209 223H210V222H209ZM209 223H208V224H209ZM216 223H217V222H216ZM262 223H263V222H262ZM14 224H16V223H14ZM70 224H71V223H70ZM126 224H127V223H126ZM139 224H140V223H139ZM142 224H143V223H142ZM198 224H199V223H198ZM213 224H214V223H213ZM246 224H247V223H246ZM30 225H31V224H30ZM57 225H58V224H57ZM92 225H93V224H92ZM143 225H144V224H143ZM256 225H257V224H256ZM259 225H260V224H259ZM9 226H10V225H9ZM12 226H13V224H12ZM44 226H45V225H44ZM66 226H67V225H66ZM69 226H70V225H69ZM144 226H145V225H144ZM146 226H147V225H146ZM167 226H168V225H167ZM181 226H182V225H181ZM181 226H180V227H181ZM206 226H207V225H206ZM230 226H231V225H230ZM245 226H246V225H245ZM6 227H7V226H6ZM55 227H56V226H55ZM142 227H143V226H142ZM153 227H154V226H153ZM183 227H184V226H183ZM222 227H223V226H222ZM224 227H225V226H224ZM224 227H223V228H224ZM228 227H229V226H228ZM254 227H255V225H254ZM263 227H264V226H263ZM7 228H8V227H7ZM7 228H6V229H7ZM13 228H14V227H13ZM13 228H12V229H13ZM87 228H88V227H87ZM99 228H100V227H99ZM158 228H159V227H158ZM169 228H170V227H169ZM173 228H175V227H173ZM190 228H191V227H190ZM199 228H200V227H199ZM216 228H218V227H216ZM229 228H230V227H229ZM64 229H65V228H64ZM104 229H105V228H104ZM146 229H147V228H146ZM155 229H156V228H155ZM179 229H180V228H179ZM182 229H183V228H182ZM214 229H215V228H214ZM233 229L235 230V228H233ZM10 230H11V229H10ZM13 230H14V229H13ZM42 230H43V229H42ZM54 230H55V229H54ZM59 230H61V229H59ZM165 230H166V229H165ZM170 230H171V229H170ZM218 230H220V229H218ZM243 230H244V229H243ZM6 231H7V230H6ZM8 231H9V230H8ZM71 231H72V230H71ZM144 231H145V230H144ZM216 231H217V230H216ZM222 231H223V230H222ZM11 232H12V231H11ZM51 232H52V231H51ZM55 232L57 233L58 231L55 230V231H54V235H56ZM80 232H81V231H80ZM93 232H94V231H93ZM141 232H142V231H141ZM146 232H147V231H146ZM164 232H165V231H164ZM194 232H195V231H194ZM232 232H233V231H232ZM244 232H245V231H244ZM247 232H248V231H247ZM252 232H253V231H252ZM52 233H53V232H52ZM144 233H145V232H144ZM210 233H211V232H210ZM240 233H241V232H240ZM260 233H261V232H260ZM6 234H7V233H6ZM16 234H17V233H16ZM50 234H51V233H50ZM60 234H61V233H60ZM162 234H163V233H162ZM195 234H196V233H195ZM228 234H229V233H228ZM228 234H227V235H228ZM251 234H252V233H251ZM2 235H3V234H2ZM229 235H231V234H229ZM263 235H264V234H263ZM0 236H1V235H0ZM4 236H5V235H4ZM56 236L58 237V234H57ZM64 236H65V235H64ZM71 236H72V235H71ZM216 236H217V235H216ZM231 236H232V235H231ZM246 236H248V235H246ZM15 237H16V236H15ZM212 237H214V236H212ZM261 237H262V236H261ZM2 238H3V237H2ZM12 238H13V237H12ZM17 238H18V237H17ZM209 238H210V237H209ZM212 239H213V238H212ZM11 240H12V239H11ZM73 240H74V239H73ZM141 240H142V239H141ZM63 242H64V241H63ZM142 242H143V241H142ZM226 242H227V241H226ZM9 243H10V242H9ZM58 243H59V242H58ZM77 243H78V242H77ZM91 244H92V243H91ZM179 244H180V243H179ZM58 245H59V244H58ZM142 245H143V244H142ZM177 245H178V244H177ZM4 246H5V245H4ZM7 246H8V245H7ZM73 246H74V245H73ZM216 246H217V245H216ZM35 247H36V246H35ZM116 247H117V246H116ZM145 247H146V246H145ZM227 247H228V246H227ZM47 248H48V247H47ZM74 248H75V247H74ZM83 248H84V247H83ZM7 249H8V248H7ZM111 249H112V248H111ZM164 249H165V248H164ZM10 250H11V249H10ZM236 250H237V249H236ZM263 250H264V249H263ZM7 251H8V250H7ZM15 251H16V250H15ZM69 251H70V250H69ZM101 251H102V250H101ZM141 251H142V250H141ZM8 252H9V251H8ZM16 252H17V251H16ZM77 252H78V251H77ZM26 253H27V252H26ZM195 253H196V252H195ZM232 253H233V252H232ZM236 253H237V252H236ZM105 254H106V253H105ZM108 254H109V253H108ZM160 254H161V253H160ZM257 254H258V253H257ZM259 254H260V253H259ZM71 255H72V254H71ZM79 255H80V254H79ZM154 255H155V254H154ZM4 256H5V255H4ZM179 256H180V255H179ZM204 256H205V255H204ZM234 256H235V255H234ZM84 257H85V256H84ZM87 257H88V256H87ZM122 257H123V256H122ZM126 257H127V256H126ZM214 257H215V256H214ZM82 258H83V257H82ZM85 258H86V257H85ZM235 258H236V257H235ZM69 259H70V258H69ZM86 259H87V258H86ZM119 259H120V258H119ZM124 259H125V258H124ZM221 259H223V258H221ZM225 259H226V258H225ZM231 259H233V256H232ZM176 260H177V259H176ZM23 261H24V260H23ZM36 261H37V260H36ZM79 261H80V260H79ZM242 261H243V260H242ZM254 261H255V260H254ZM11 262H12V261H11ZM226 262H227V261H226ZM236 262H237V261H236ZM250 262H251V261H250ZM2 263H3V262H2ZM84 263H85V262H84ZM125 263H126V262H125ZM227 263H229V262H227ZM227 263H226V264H227ZM263 263H264V262H263ZM99 264H100V263H99ZM221 264H222V263H221ZM229 264H230V263H229ZM246 264H247V263H246Z\"/></svg>","mask_w":264,"mask_h":264}]
</instances>
